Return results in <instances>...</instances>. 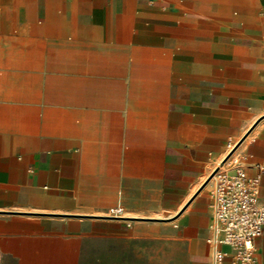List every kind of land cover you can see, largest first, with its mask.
Masks as SVG:
<instances>
[{"label":"crops","instance_id":"obj_1","mask_svg":"<svg viewBox=\"0 0 264 264\" xmlns=\"http://www.w3.org/2000/svg\"><path fill=\"white\" fill-rule=\"evenodd\" d=\"M235 161L264 202V0H0V264L105 239L211 264Z\"/></svg>","mask_w":264,"mask_h":264},{"label":"built area","instance_id":"obj_2","mask_svg":"<svg viewBox=\"0 0 264 264\" xmlns=\"http://www.w3.org/2000/svg\"><path fill=\"white\" fill-rule=\"evenodd\" d=\"M234 167L235 174L229 175L223 170L213 176L212 235L208 239L211 264H220L226 255L222 246L230 249V256L237 264H258L255 239L264 233L260 182L258 178L248 177L238 161ZM118 214L120 210L115 209L114 215Z\"/></svg>","mask_w":264,"mask_h":264},{"label":"rangeland","instance_id":"obj_3","mask_svg":"<svg viewBox=\"0 0 264 264\" xmlns=\"http://www.w3.org/2000/svg\"><path fill=\"white\" fill-rule=\"evenodd\" d=\"M113 209L117 208L113 206ZM161 247L158 245L155 248L154 244L144 242L91 240L85 246L81 264H177L176 256L159 255ZM166 249L169 247L166 246Z\"/></svg>","mask_w":264,"mask_h":264},{"label":"bare ground","instance_id":"obj_4","mask_svg":"<svg viewBox=\"0 0 264 264\" xmlns=\"http://www.w3.org/2000/svg\"><path fill=\"white\" fill-rule=\"evenodd\" d=\"M114 214H115V209L111 210V213L108 214V215H109V216H112V215H114Z\"/></svg>","mask_w":264,"mask_h":264},{"label":"water","instance_id":"obj_5","mask_svg":"<svg viewBox=\"0 0 264 264\" xmlns=\"http://www.w3.org/2000/svg\"><path fill=\"white\" fill-rule=\"evenodd\" d=\"M216 173V172H215ZM215 173L211 176V178L210 179H212L213 178V176L215 175Z\"/></svg>","mask_w":264,"mask_h":264}]
</instances>
